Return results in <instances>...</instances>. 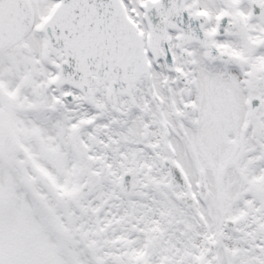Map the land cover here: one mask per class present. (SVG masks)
Returning a JSON list of instances; mask_svg holds the SVG:
<instances>
[{
    "label": "snow or ice",
    "instance_id": "6c2138e0",
    "mask_svg": "<svg viewBox=\"0 0 264 264\" xmlns=\"http://www.w3.org/2000/svg\"><path fill=\"white\" fill-rule=\"evenodd\" d=\"M0 264H264V0H0Z\"/></svg>",
    "mask_w": 264,
    "mask_h": 264
}]
</instances>
